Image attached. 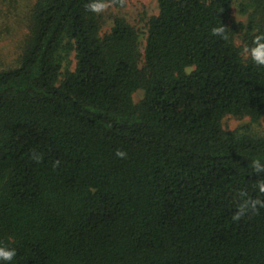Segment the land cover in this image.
Here are the masks:
<instances>
[{
  "label": "trees",
  "instance_id": "trees-1",
  "mask_svg": "<svg viewBox=\"0 0 264 264\" xmlns=\"http://www.w3.org/2000/svg\"><path fill=\"white\" fill-rule=\"evenodd\" d=\"M88 3L36 0L0 70L5 264H264V135L222 123L264 117V0H158L143 48Z\"/></svg>",
  "mask_w": 264,
  "mask_h": 264
},
{
  "label": "rangeland",
  "instance_id": "rangeland-1",
  "mask_svg": "<svg viewBox=\"0 0 264 264\" xmlns=\"http://www.w3.org/2000/svg\"><path fill=\"white\" fill-rule=\"evenodd\" d=\"M36 0H0V70L15 67L19 64L25 38L29 30L31 9ZM239 0H234L231 24L246 22L247 16L240 12ZM106 8L99 14L103 21V32L113 26L116 17H124L139 32L142 48L145 44L148 22L152 16L159 13L158 0H125L122 6L106 3ZM241 41L238 39V43ZM73 65L75 64L72 56ZM144 91L134 93L135 102L143 97ZM223 126L228 131L247 128L258 135H264V117L253 122L250 117H235L227 115L222 120Z\"/></svg>",
  "mask_w": 264,
  "mask_h": 264
},
{
  "label": "clouds",
  "instance_id": "clouds-1",
  "mask_svg": "<svg viewBox=\"0 0 264 264\" xmlns=\"http://www.w3.org/2000/svg\"><path fill=\"white\" fill-rule=\"evenodd\" d=\"M106 3L104 0H89L87 8L89 11L100 13L106 8ZM212 35L217 36L224 40L231 39L227 32V27L223 24L214 26L211 29ZM233 43H237L233 41ZM243 52L250 55L252 62L258 66H264V32L256 34L253 36L250 43L244 47ZM194 66H186L184 71L186 74H191L194 71ZM116 155L123 158L126 154L123 151H117ZM254 166L258 171L264 170V165H261L259 161H256ZM239 217H234L238 219ZM16 256V251L14 248H9L6 246H0V264H5V262H11Z\"/></svg>",
  "mask_w": 264,
  "mask_h": 264
}]
</instances>
